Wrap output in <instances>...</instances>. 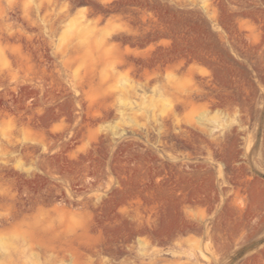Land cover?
<instances>
[{
	"label": "rangeland",
	"instance_id": "1",
	"mask_svg": "<svg viewBox=\"0 0 264 264\" xmlns=\"http://www.w3.org/2000/svg\"><path fill=\"white\" fill-rule=\"evenodd\" d=\"M0 264H264V0H0Z\"/></svg>",
	"mask_w": 264,
	"mask_h": 264
}]
</instances>
